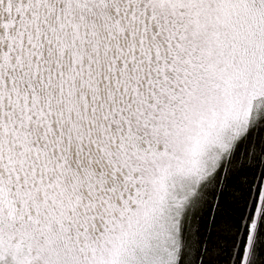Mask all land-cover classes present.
<instances>
[{
    "label": "snow or ice",
    "instance_id": "1",
    "mask_svg": "<svg viewBox=\"0 0 264 264\" xmlns=\"http://www.w3.org/2000/svg\"><path fill=\"white\" fill-rule=\"evenodd\" d=\"M0 264H264V0H0Z\"/></svg>",
    "mask_w": 264,
    "mask_h": 264
}]
</instances>
